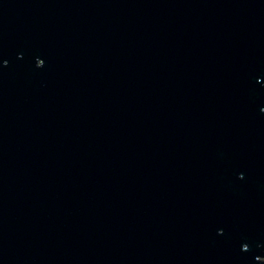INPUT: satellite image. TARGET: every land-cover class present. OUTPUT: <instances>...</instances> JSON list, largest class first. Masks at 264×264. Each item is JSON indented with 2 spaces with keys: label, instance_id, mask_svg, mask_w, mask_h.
<instances>
[{
  "label": "water",
  "instance_id": "95a60500",
  "mask_svg": "<svg viewBox=\"0 0 264 264\" xmlns=\"http://www.w3.org/2000/svg\"><path fill=\"white\" fill-rule=\"evenodd\" d=\"M261 109L264 0H0V264H264Z\"/></svg>",
  "mask_w": 264,
  "mask_h": 264
},
{
  "label": "snow or ice",
  "instance_id": "6c2138e0",
  "mask_svg": "<svg viewBox=\"0 0 264 264\" xmlns=\"http://www.w3.org/2000/svg\"><path fill=\"white\" fill-rule=\"evenodd\" d=\"M4 62H5V65H6L7 61L5 60ZM261 111H264V109H261ZM245 248H246V246H245Z\"/></svg>",
  "mask_w": 264,
  "mask_h": 264
}]
</instances>
